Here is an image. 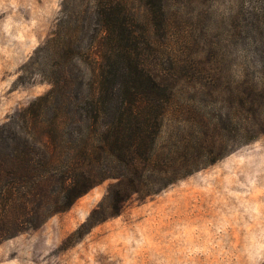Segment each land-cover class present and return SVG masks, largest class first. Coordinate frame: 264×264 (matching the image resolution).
Wrapping results in <instances>:
<instances>
[{"label": "trees", "instance_id": "obj_1", "mask_svg": "<svg viewBox=\"0 0 264 264\" xmlns=\"http://www.w3.org/2000/svg\"><path fill=\"white\" fill-rule=\"evenodd\" d=\"M187 1L61 0L18 76L50 87L0 123V242L110 179L79 236L264 132V0L182 52Z\"/></svg>", "mask_w": 264, "mask_h": 264}, {"label": "rangeland", "instance_id": "obj_2", "mask_svg": "<svg viewBox=\"0 0 264 264\" xmlns=\"http://www.w3.org/2000/svg\"><path fill=\"white\" fill-rule=\"evenodd\" d=\"M61 0H0V123L47 91L21 66L54 24ZM199 2V3H198ZM194 0L175 17L174 46L223 40L235 11L253 0ZM107 179L71 207L0 242V264H262L264 132L160 191L132 196L118 214L68 235L104 197Z\"/></svg>", "mask_w": 264, "mask_h": 264}]
</instances>
